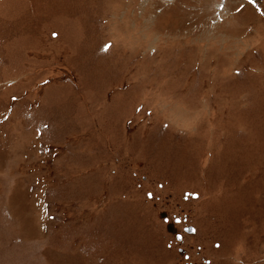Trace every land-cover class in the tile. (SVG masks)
<instances>
[{"label":"rangeland","instance_id":"obj_1","mask_svg":"<svg viewBox=\"0 0 264 264\" xmlns=\"http://www.w3.org/2000/svg\"><path fill=\"white\" fill-rule=\"evenodd\" d=\"M0 264H264V0H0Z\"/></svg>","mask_w":264,"mask_h":264},{"label":"snow or ice","instance_id":"obj_2","mask_svg":"<svg viewBox=\"0 0 264 264\" xmlns=\"http://www.w3.org/2000/svg\"><path fill=\"white\" fill-rule=\"evenodd\" d=\"M108 47H110V45Z\"/></svg>","mask_w":264,"mask_h":264}]
</instances>
